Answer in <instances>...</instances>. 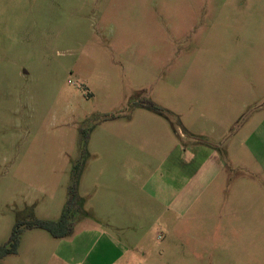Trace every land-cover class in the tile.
I'll return each mask as SVG.
<instances>
[{"label":"rangeland","instance_id":"1","mask_svg":"<svg viewBox=\"0 0 264 264\" xmlns=\"http://www.w3.org/2000/svg\"><path fill=\"white\" fill-rule=\"evenodd\" d=\"M262 128L264 0H0V264H264Z\"/></svg>","mask_w":264,"mask_h":264},{"label":"trees","instance_id":"2","mask_svg":"<svg viewBox=\"0 0 264 264\" xmlns=\"http://www.w3.org/2000/svg\"><path fill=\"white\" fill-rule=\"evenodd\" d=\"M73 200L70 199L57 222L33 220L29 222H16L7 243L0 247V260L17 253L22 229H40L50 234L55 239H61L71 233L69 216L72 211Z\"/></svg>","mask_w":264,"mask_h":264},{"label":"crops","instance_id":"3","mask_svg":"<svg viewBox=\"0 0 264 264\" xmlns=\"http://www.w3.org/2000/svg\"><path fill=\"white\" fill-rule=\"evenodd\" d=\"M255 139H254V142H255V146H256V148H255V151L254 150H252L251 152L253 153H251L250 152V149L247 147V150H248V154H249V156L256 162H258V165L259 166H264V128H262V129H259L257 132H256V134H255ZM194 151H201V149H196V150H194ZM260 152H262L261 154H260ZM254 155V156H253ZM213 156V152H211V157ZM215 166L217 167V168H220V166L219 165H216L215 164ZM206 167V164L202 167V169L203 168H205ZM201 169V170H202ZM200 171V170H199Z\"/></svg>","mask_w":264,"mask_h":264}]
</instances>
